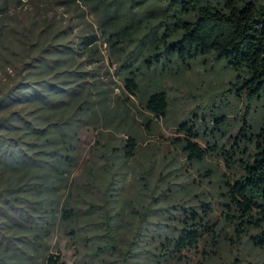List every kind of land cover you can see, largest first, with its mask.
Returning <instances> with one entry per match:
<instances>
[{"label": "trees", "instance_id": "obj_1", "mask_svg": "<svg viewBox=\"0 0 264 264\" xmlns=\"http://www.w3.org/2000/svg\"><path fill=\"white\" fill-rule=\"evenodd\" d=\"M151 3L149 0H0V70L7 79L8 71L17 73L18 77L11 85L6 81L0 94V185L4 179L8 183L5 189L17 188L21 193V197L8 196L0 189V264H34L36 257L39 264H65L60 254L49 251L45 238L58 218L66 224L75 223L77 201L57 195L55 190L59 186L53 184L51 177L65 180L64 175L71 173L75 163L69 152L74 146L71 121L83 116L97 121L111 111L103 82L94 79L92 84L85 83L86 75L94 73L86 71L85 66L94 62L98 54V36L92 21L112 50L118 49L124 40L134 39L135 47L151 52L142 58L147 70L153 63L155 68L159 66L169 72L174 63L187 67L198 56L212 55L232 70L231 85L244 90L249 101L264 104V0L216 3L152 0ZM161 51L164 56L158 54ZM119 66L129 93L139 96L143 107L153 115L165 118L168 99L160 85L143 86L139 74H146L137 73L138 66L130 61L124 60ZM18 104L22 106L10 109ZM213 115L220 124L226 123L223 114ZM150 123L147 120L146 126ZM188 125L183 123L181 129L191 137H198L196 130ZM247 125L252 130L242 140L253 152L245 151L246 157L237 163L239 175L232 182L223 179L228 201L224 204L236 238L247 235L253 246L264 251V119ZM179 144L192 162L202 163L210 154L189 139ZM138 145L135 134L129 133L126 143L112 149L128 158L135 154ZM211 149L222 153L226 161L230 156L222 145ZM230 158V163L238 160L234 156ZM87 166L89 177H94L92 165ZM7 171L13 175L5 176ZM79 177L81 183L89 184ZM76 184H67V188L79 192ZM23 192L34 194L35 203L30 205ZM149 208H143L141 221L146 219ZM229 211L234 212V219ZM187 213L183 210L177 220L169 217L168 225H154L155 233L146 228L151 234L135 249L146 256L147 262H186L185 252L196 247L202 238H209L211 245L216 242L214 251L219 247V233L208 223L211 210L207 209L204 217L190 210ZM105 228L111 237V226L107 224ZM138 228L135 235L139 234ZM67 232L78 233L73 228ZM136 250L120 251L122 262H129Z\"/></svg>", "mask_w": 264, "mask_h": 264}, {"label": "rangeland", "instance_id": "obj_2", "mask_svg": "<svg viewBox=\"0 0 264 264\" xmlns=\"http://www.w3.org/2000/svg\"><path fill=\"white\" fill-rule=\"evenodd\" d=\"M149 1L153 5L152 0ZM211 1L216 3L218 0ZM92 25L98 36V54L94 62L85 66L86 71L94 72L93 76L86 75L85 83L92 84L94 79L103 82L111 111L101 120L83 116L70 123L74 146L69 152L75 163L71 173L64 175L65 180L56 177L51 180L59 186L55 190L57 195L77 201V219L75 223L66 224L58 218L45 238L49 251L60 254L65 264H151L135 249L141 247L151 234L146 228L155 233L154 225H168L171 218L182 217L183 210L204 217L205 211L210 209L208 223L219 233V247L214 251L216 242L211 245L209 238H202L196 247L185 252L186 262L168 264H264V251L253 246L247 235L236 238L233 222L226 214L228 201L223 181L232 182L239 175L237 163L246 157L245 151L253 152V148L242 139L249 135L248 130H252L251 125H247L249 122L259 123L264 119V104L249 101L244 90L231 85L234 80L232 70L212 55L198 56L187 67L174 63L170 73L159 66L155 68L153 63L147 70L146 63L142 62L146 51L135 47L134 39L124 40L118 49L112 50L93 21ZM158 54L164 56L162 51ZM83 60L86 61L87 57L84 56ZM124 60L138 66L137 73L146 74H139L143 86L156 83L166 92L168 113L165 118L153 115L143 107L139 96L129 93L119 66ZM8 73L9 79L0 70V94L5 90L6 81L11 85L18 79L17 73ZM20 106L22 104L10 109ZM218 112L226 119L225 124L214 119L213 114ZM147 120L151 121L149 126H146ZM183 123L189 124L188 127L196 130L199 136L188 135L181 129ZM129 133L135 134L139 145L135 154L126 158L112 148L126 143ZM187 139L210 152L204 162H192L187 157L179 144ZM221 145L224 152L238 160L230 163V156L226 161L222 153L211 149ZM88 164L92 165L94 177H89ZM10 175L13 174L9 171L5 174ZM80 175L83 182L89 184L81 183ZM70 183L72 186L76 184L79 192L75 188L70 191L67 188ZM7 184L3 179L0 189L8 196L21 197L17 188L5 189ZM85 188L91 193H85ZM22 195L30 205L35 203L34 194L23 192ZM89 195L93 196L92 199ZM145 206L150 208L146 219L141 221ZM229 213L234 219V212ZM107 224L112 228L111 237L106 232ZM71 228L78 233H68ZM137 228L139 234L135 235ZM249 232L254 234L256 230ZM134 235L135 243H132ZM130 250H136V254L129 262H122L119 252ZM203 255L212 258L205 260ZM36 260L34 264H39V258Z\"/></svg>", "mask_w": 264, "mask_h": 264}]
</instances>
